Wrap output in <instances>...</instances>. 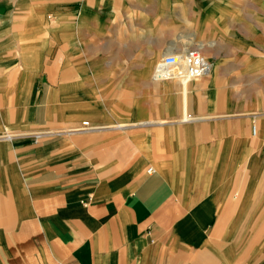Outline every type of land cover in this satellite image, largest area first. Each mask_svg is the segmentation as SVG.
<instances>
[{
    "label": "crops",
    "instance_id": "0c3cea01",
    "mask_svg": "<svg viewBox=\"0 0 264 264\" xmlns=\"http://www.w3.org/2000/svg\"><path fill=\"white\" fill-rule=\"evenodd\" d=\"M174 1L0 0V264H264V15L100 43ZM194 48L209 74L155 78Z\"/></svg>",
    "mask_w": 264,
    "mask_h": 264
},
{
    "label": "rangeland",
    "instance_id": "374dc122",
    "mask_svg": "<svg viewBox=\"0 0 264 264\" xmlns=\"http://www.w3.org/2000/svg\"><path fill=\"white\" fill-rule=\"evenodd\" d=\"M187 2L188 0H176L174 1V7L169 11L153 6L154 4H152V2L151 4L150 2H147V6L142 8V10L149 12L148 22L127 24V30L123 31L121 38L100 42L101 44L106 43V57L108 60L113 62L134 61L138 56L134 55L133 52L131 53L133 50L131 47L139 40H143L144 43L149 41L151 35L158 34L160 41H163L168 37L175 39L182 38L186 33L185 30L189 29L191 26L189 22L191 13L187 6ZM194 2L196 6V15L194 16L199 20V12L204 5L203 0H194ZM223 6L236 7L238 19L240 21L249 20L252 24L254 23L255 26L259 25L260 18L264 15V0H228L227 2L223 0ZM134 9L136 13H139L138 10L141 8L136 7ZM163 11H167L168 13L166 12L164 14ZM49 21H51V18H49ZM239 27L242 30L244 28V26ZM114 50H121L123 52L127 50V54H114L116 53L113 52ZM210 51L212 53L215 52L214 48H211ZM145 58L147 62L151 60V56H145ZM160 58H162V54H159L156 57L155 63Z\"/></svg>",
    "mask_w": 264,
    "mask_h": 264
},
{
    "label": "built area",
    "instance_id": "2783aa9c",
    "mask_svg": "<svg viewBox=\"0 0 264 264\" xmlns=\"http://www.w3.org/2000/svg\"><path fill=\"white\" fill-rule=\"evenodd\" d=\"M211 68V62L198 49L194 48L182 53L163 56L156 64L154 76L157 80L190 81L206 76L210 73ZM83 125V129H88L89 122H84ZM253 131L256 134V127Z\"/></svg>",
    "mask_w": 264,
    "mask_h": 264
},
{
    "label": "bare ground",
    "instance_id": "6f19581e",
    "mask_svg": "<svg viewBox=\"0 0 264 264\" xmlns=\"http://www.w3.org/2000/svg\"><path fill=\"white\" fill-rule=\"evenodd\" d=\"M212 31V30H211ZM205 46V45H204ZM197 47V46H196ZM198 48V47H197ZM203 49V48H202ZM186 82V81H185ZM186 84V83H185ZM185 84H183V85H185ZM186 92V91H185ZM185 116V115H184ZM188 119H190V118H188L187 116H185V117H183V121H186V120H188Z\"/></svg>",
    "mask_w": 264,
    "mask_h": 264
}]
</instances>
